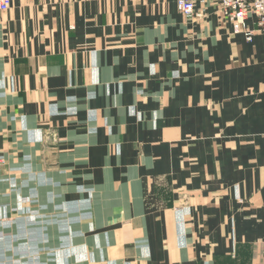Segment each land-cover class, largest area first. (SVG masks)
<instances>
[{"label": "crops", "instance_id": "1", "mask_svg": "<svg viewBox=\"0 0 264 264\" xmlns=\"http://www.w3.org/2000/svg\"><path fill=\"white\" fill-rule=\"evenodd\" d=\"M197 7L0 12V264H264V30Z\"/></svg>", "mask_w": 264, "mask_h": 264}, {"label": "built area", "instance_id": "2", "mask_svg": "<svg viewBox=\"0 0 264 264\" xmlns=\"http://www.w3.org/2000/svg\"><path fill=\"white\" fill-rule=\"evenodd\" d=\"M13 0H0V12L7 11ZM203 2V0H202ZM222 17L229 21L234 32H245L251 39L255 29L247 27L250 15L257 17V30H264V0H218ZM180 12L187 18L194 19L201 15L198 10V0H177ZM4 163V156L0 154V167Z\"/></svg>", "mask_w": 264, "mask_h": 264}]
</instances>
